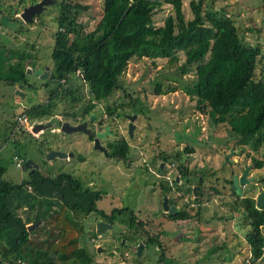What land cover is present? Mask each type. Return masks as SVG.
Instances as JSON below:
<instances>
[{
	"label": "trees",
	"instance_id": "obj_1",
	"mask_svg": "<svg viewBox=\"0 0 264 264\" xmlns=\"http://www.w3.org/2000/svg\"><path fill=\"white\" fill-rule=\"evenodd\" d=\"M83 1L57 2L62 14L56 18L59 29L54 34L51 58L59 87L53 90L50 104L21 110L18 117L54 116L60 104L68 106L67 100L72 108H77L86 103L83 101L85 85L90 96L89 104L84 106L87 113L101 103L111 104L114 100L115 106L105 107L111 117L116 114L121 118L119 111L126 112L129 108L139 117L146 116L140 107V93L133 84L125 81L127 68L132 60L148 59L154 66L157 61L166 60L168 68L176 70L174 78L167 77L171 81L168 83L178 85L191 101L196 102V109L206 116L210 128H225L237 146L248 145L259 150L264 145V77L258 74V66L263 62L262 47L245 39L235 23V16L214 10L216 0H105L102 18L90 32H84L77 22L81 11L89 9L81 4ZM186 2L189 3L191 19H187L184 13ZM35 3L36 0H30V4ZM27 5L26 0H18L17 4L0 0L4 23L12 25L18 20L24 23L18 15ZM166 6L171 8V13L159 26L155 18ZM37 18L42 24L41 16ZM181 55L185 61L179 65ZM20 60L14 78L9 70L0 79L21 82L25 76L26 58ZM186 76L190 77L185 80ZM168 83L156 82L149 90L160 96L164 90L172 89V84ZM146 118L148 128H151L156 116ZM132 148L123 141L115 147L113 155L126 160ZM193 152V148L185 149L187 154ZM160 154L161 161L180 164V175L188 176L179 151L167 155L166 151L160 150ZM150 160L157 162L156 157ZM253 163L255 168L264 169V161L254 158ZM6 171L0 166V264H99L94 257L96 248L93 252L84 242L87 233L90 241L98 237L89 222L92 214L112 225H124L126 231L124 237L117 238V248L121 247L122 238H130L135 243L145 242L147 248L160 251L154 264H163L170 248L166 229L171 226L164 229V225L202 220L201 213L192 215L187 208H181L170 216L163 212V215L156 214L158 218L165 217L161 221L158 219L157 226L152 220H138L133 210L126 208L130 212L129 219L118 221L124 210L113 209L112 215H107L99 209L104 192L82 184L73 174L63 172L53 179L33 170L29 179L15 184L5 179ZM216 182H212L211 189L221 195ZM226 184L230 186L232 180L224 186ZM162 187L163 194L172 190L168 184ZM241 200L242 204L238 201L234 205L244 207L246 219L252 227L247 235L251 257L244 259V264H255L264 256V209H258L250 197ZM21 210L24 218L19 216ZM231 211L233 214L236 210ZM217 219L220 222L228 220L223 216ZM39 221H42L41 226L28 232V227ZM89 228L90 232H87ZM207 231L200 228L199 243ZM182 241L185 239H179L174 247ZM204 245L208 250L201 253L202 258L195 264L230 250L225 244L210 248L207 243ZM239 247L240 243L232 249Z\"/></svg>",
	"mask_w": 264,
	"mask_h": 264
},
{
	"label": "rangeland",
	"instance_id": "obj_2",
	"mask_svg": "<svg viewBox=\"0 0 264 264\" xmlns=\"http://www.w3.org/2000/svg\"><path fill=\"white\" fill-rule=\"evenodd\" d=\"M9 1L17 4L18 0ZM36 1L41 2L42 0ZM56 1L60 2L62 0ZM26 3H28L27 6L31 5L30 0H26ZM81 4L87 6L89 9L81 11V14L77 17V22L84 29V32H90L102 18L105 0H84ZM214 10L224 11L230 17L235 16V23L239 31L244 33L245 39L254 45L259 44L262 47L263 62L258 66V74L260 77H264V0H216ZM170 13L171 8L168 6L164 7V11L160 12L155 18L156 24L162 26L163 19ZM184 13L187 19L192 18L188 2L184 5ZM61 14V8L56 3L55 5L46 7L43 11L41 15L42 24L41 22L37 24L35 21L31 24H26L18 20L12 25H6L4 18L0 15V57L2 58V63L8 60L4 57H9L10 52L13 53L14 50V55L20 59L26 58V64L28 60L30 63V60L35 57V59L40 58L43 61L45 60L52 66L51 56L55 41L54 34L59 29L56 18L60 17ZM18 17L20 18L21 14ZM28 56L30 57L28 58ZM184 61L185 57L181 55L179 65L183 64ZM2 63L0 61V72L3 73L0 74L1 78L5 76V71H7L6 67H2ZM4 69L5 71H3ZM175 76V68H168L166 60L157 61L156 66L148 59L140 61L132 60L127 68L125 81L133 84V88L140 93V107L146 113V116H156L152 122V127L148 128L149 122L146 116L140 115L139 120L135 122L136 131L132 138L127 131L126 124H123L122 127L119 124L124 120V115L134 113L130 110H128L129 112L120 110L121 118L116 117L115 114L111 117L105 108L106 105L110 104L109 102L97 105L95 113L103 120H107L108 118L118 120L116 121L117 132H119V135L124 134L126 141L133 148L126 160L120 158L110 160L89 145V141H86L84 136H77L75 134L76 139L81 136L80 138L84 142V145L76 149L87 158V162L84 166L78 167L79 169L75 170L74 175L82 181V184L89 186L90 183H94V185L104 192L105 196L99 202V209H103L106 212L113 209L124 210L122 216L117 219L118 221L129 219L130 212L126 211V208H129L133 210L138 220L141 219L145 222L152 220L158 226V223L165 219V217L163 219L159 217L157 219L161 220L158 221L154 218L156 214L163 215L162 212L164 210L160 208V199H162V195L160 194L162 183L160 180L162 179L156 177V174L162 176L158 171L159 163L162 160L160 150L166 151L167 155L179 151L182 157V164L185 168L189 169L191 173L196 174L197 177L202 176L206 179L204 199L206 207L202 213V220L174 224V227L169 223L164 225V229L169 225L171 226L168 227L169 229H166V233L168 234L167 243L170 248L163 264H195L197 259L202 258L203 254L201 253L208 250V246L204 245L205 243L209 245V248L220 247L224 244L229 245L230 250L214 254L208 259L201 261V264H244V259L251 257L247 235L252 231V227L249 220L246 219L244 209L235 207V198L229 195V185L226 184L227 187H224L226 182L232 180L231 171L235 172L237 169V166L230 167L227 163L233 160L245 163L251 167L250 175L264 180V169L259 170L255 168L253 163L254 158L264 161V145L259 150H255L248 145L237 146L225 128H210L206 116L200 114L199 110L196 109V102L191 101L178 85L168 83L171 81L167 77L174 78ZM189 77L186 76L184 79L187 80ZM2 80L4 84L0 83V94H3V92L4 94L6 92L11 94L9 91H6L8 83L4 82L5 79ZM161 81L164 84H172L173 90H164L162 95L156 96L149 89L151 86H154V83ZM86 89L87 86L85 85L83 101H87ZM30 92V90L26 89L24 95L26 96ZM41 94H37V100H33V102L35 101L37 104L43 102V95ZM68 101H66V104H68L69 108L71 107L72 111L77 109L79 111L86 106V103H82L83 106L80 105L77 108H72L73 106ZM23 103L28 106L29 104L31 105V102L26 98ZM111 104H114V100L111 101ZM0 106L3 109V112L0 114V127L2 129L4 123L8 120V116L5 110L6 105L2 103V100ZM21 110L22 108H17L12 118L16 119L18 112ZM17 129L22 139V134H20L22 129L21 127ZM46 136V141L41 140L53 147L54 140L50 136ZM75 138H72L71 135L66 136L64 141H73ZM120 138L123 139L122 137ZM70 147H74L73 142L70 144ZM70 147L67 144V146L61 147V149L64 148L63 150L69 151ZM187 147L193 148L194 152L190 154L185 153ZM230 149H234L235 152L238 151V155L236 153L232 155V150ZM30 156L38 162L44 160V158L41 159V155L33 156L31 154ZM152 156H156L157 158V168L156 163L153 164L150 160ZM6 159L5 154H0V166L7 167L6 180L19 184L29 179V174H26L27 172L17 167L16 160L12 161V166H9ZM168 164L172 163L169 162ZM40 172L42 175L52 176L51 172L44 171V168L40 169ZM84 174L87 176L85 177ZM214 181H217L218 188L222 191L221 195L216 194L212 189V191L210 190ZM164 185L166 186L167 183H164ZM259 186L261 184L257 187H252L255 189L253 191L254 197L258 196L256 194L260 190ZM172 195L175 196L176 194L173 193ZM192 200V197L185 196L184 200L179 203V207L185 208L187 206L188 212L193 215L197 212V209L191 206ZM188 203L190 204L188 205ZM233 209L236 211L232 214L231 210ZM19 216L25 217L23 210L19 211ZM222 216L228 218V220L220 222L217 217ZM89 222L92 226L96 224L93 218L89 219ZM200 228L208 229L209 231L203 234V240L199 243L198 238L202 235L199 232ZM125 231L124 225L117 223L114 237L120 238L122 236L121 233H125ZM87 232H90V228ZM111 232L113 231H108L106 234L112 235ZM105 235L95 238L96 243L94 244L91 243L93 239H91L89 244L88 233L84 240L85 244L93 252H95L94 249L96 248L94 257L99 264H154L160 256V251H157L155 248H146L140 256L137 251L130 252L131 256L129 255L130 257L127 260L122 259L119 255L112 258L106 255V251H98L100 247L106 250L105 245L110 243V237ZM179 239H185V241L174 247V244H177ZM238 243L241 244V247L233 250L232 248ZM115 246H119L117 241H115ZM199 251L201 252L199 253ZM255 264H264V256Z\"/></svg>",
	"mask_w": 264,
	"mask_h": 264
},
{
	"label": "flooded vegetation",
	"instance_id": "obj_3",
	"mask_svg": "<svg viewBox=\"0 0 264 264\" xmlns=\"http://www.w3.org/2000/svg\"><path fill=\"white\" fill-rule=\"evenodd\" d=\"M38 2L39 1H37V3ZM31 5H33V4H31ZM35 22L37 24H39V22H40L38 20L37 16L35 17ZM10 53L11 54L9 55V57H4L5 59H8V60L3 61L2 67H6V70L8 72H9V70H12V75L14 78V73L18 74V72H16V70H17V68H19L21 60L18 56L14 55L15 54L14 50H13L14 54L12 52H10ZM28 68L33 69V74L37 70H40L42 73L40 74V76L35 77V76L27 73ZM53 68H54L53 65L51 66L45 60L43 61L40 58L35 59V57H34V59L30 60V63H29V60H28L27 64L25 63V69H24L25 76L21 82L16 81V83H14L13 81L12 82L4 81V82L8 83L7 84L8 88H7V90L6 89L5 90L9 91V93H11V94H8L7 92L5 94H4V92H3V94H0V103L2 100V103H4L6 105L5 110H6V113L8 116V120L4 123L2 129L0 127V154H5V157L7 158L6 160H8L7 164L9 166H12V163H13L12 161L19 159L16 156L17 152H20V159L21 160H22V158L33 159L30 156L31 154L33 156L34 155L35 156L41 155V159L44 158L43 161L38 162V161L34 160L36 162V164L39 165V168L37 169V171H40V169L44 168V171H46V172L50 171L51 172L52 176L48 175L49 177L56 179L63 172H67L69 174L74 175L75 170H78L80 167H82V166H84V164H86L87 158H85L83 156V154L81 155L78 152V149H76L79 146L84 145L83 144L84 142L80 138L81 136L78 137V139H76L75 138L76 136H74L75 134H73V135H71V137L75 138V140H73V141L69 140L66 142V141H64V138H66L67 135L62 133L60 131V129L59 130H52V131H48V132H42L38 135H35V134L33 135L30 132V134L27 135L29 130L21 127L22 130H21L20 134H22V137H23L21 139L20 135H19V130L17 129L20 127L16 124L18 117L16 119L12 118L16 112V109L17 108L19 109V107L22 105L29 107V110H31V109L35 108L36 106H38L39 104L40 105L50 104V97H51L53 90H55L59 87V81L57 80L58 79L57 77H54ZM4 71H5V69H4ZM43 78H46V79H43ZM2 81L3 80L0 79V83H3ZM63 84H65V81H63ZM19 88H22V89H20V92H18ZM26 89L30 90L31 92L27 93L25 96L24 92ZM86 91L88 92V87H87ZM87 92H86V100H87L86 105L89 104L88 102H90L89 101L90 96H89V94H87ZM21 94H23L24 96H21ZM37 94L43 95V100L41 99L43 102H41L39 104H37L35 101L33 102V100H37ZM25 98L29 102H31V105L29 104V106H28V105H25V103H23ZM30 100H32V101H30ZM108 105H111V104H108ZM108 105H106L105 107H107ZM112 106H115V105L113 104ZM59 107H60V109L55 113L54 116H49V117L41 116V118H38V119H30L28 117V119L31 122L32 126L35 124H41L43 122L50 121L54 118H61V124L69 123L71 126H78V125L85 124L86 126L84 127V130H85V132H90V135L84 134V133H77L76 134L77 136H79V135L84 136L86 141H89V145H91L95 149V139L97 138V135L98 134L104 135V137L99 139V143H100L101 147L105 148V150L107 152L105 153L103 151H99L96 149L95 150L98 153H102V155H104L106 158H108L110 160H117L118 158H120L117 155H113V150L121 142L126 141V139H125L124 134L119 135V132H117L118 129H116L117 128V124H116L117 122L116 121H118V120H116L115 118L103 120L102 118H100L97 115V113H95L97 106L91 111L90 114L84 110V107L82 109H80L79 111H78V109L75 111H72L71 107L69 108V106H67V105L60 104ZM128 110H131V108H129ZM2 112H3V109H2V106H0V114ZM133 115H137V114L124 115V117H123L124 120L119 125L122 127L123 124H126L127 131H128V127H129V123H130L129 118ZM137 116L138 117H137L136 121L139 120V115H137ZM116 117H117V115H116ZM2 120H3V118H2ZM25 132H27V133H25ZM46 135L50 136V138L52 140H54L55 143H54L53 147L49 146L48 143L46 144V142H43V141L47 140ZM120 137H122L124 140L121 139ZM41 139H43V141ZM72 142H73L74 147H70V144H72ZM67 144L70 147L69 151L63 150L64 148L61 149V147L67 146ZM129 145H131V144L129 143ZM24 149H25V151H24ZM43 150H46L45 154H42ZM230 150H232V155L234 153H236L238 155V153H239L238 151L235 152L234 149H230ZM54 151L65 153L67 155V158H65V159L55 158L52 161L47 162L46 161L47 154L49 152H54ZM152 157H156V156H152ZM231 160H233V159H231ZM151 162H153V161H151ZM169 162L160 161L159 167H160V169H162L160 171H159V167L156 166V168L158 167L159 173L162 174V176H160L159 174H156V177H158L159 179H162V180H160L162 183V186L164 185V183H167L172 188V190L169 194H163V191H162L163 187L160 186V189H161L160 194L162 195V199H160V208L162 210L164 209L163 203H164V200L166 198L169 200L168 204H169L170 208L176 207V208H178V211H179V209L182 208V207H179V203H181L182 200H184L185 196H188V197L193 198L192 203L190 202L191 206L193 208H196L197 212L201 213L200 215L202 216V213L204 212V209L206 207L205 202H204V199H205V182H206L205 177H202V176L196 177L197 175L194 173H191L189 169H187V173H188L187 177H185L183 175L181 176L180 171H179L180 164H178V163L177 164H175V163L168 164ZM154 163H157V162H153V164ZM77 164H79V165H77ZM227 165H229L230 167L237 166V169L235 172L231 171L232 184H230V186L228 188L229 192H230L229 195L232 196L233 198H235L234 203L235 202L237 203L239 201V203L242 204L241 199H246V198L250 197L257 204L258 196L254 197L253 191L255 189L252 187H257L258 185L261 184V186H259L260 190L256 194V195H259L262 191H264V184H262L263 179L261 180V179L256 178V177L254 178V176L250 175V172H249L248 180L253 179V181L250 184L243 187L242 193H238V191L233 190V180H234L236 175L240 176L241 174H243L245 167H250V166L246 165L245 163H241L239 161H234V160L232 162H228ZM22 166H23V163H20L19 165H17V167H19L21 170H22ZM4 168L7 169L6 166ZM33 170H34V167L32 166L30 169H28L27 171H24V172H27L26 174H30V172H32ZM44 176L48 177L46 175H44ZM84 176L86 177L87 175L84 174ZM90 186L92 188L95 187L94 189H96V191H101L98 188V186L94 185V183H90L89 187ZM210 190H211V187H210ZM232 190L235 193H233ZM29 192H31V191H29ZM173 193H175L177 196L176 195L173 196L172 195ZM190 203H188V205ZM177 204H178V206H177ZM186 207L187 206H185V208ZM256 207H257V205H256ZM240 208L244 209L243 206H241ZM101 210H103V209H101ZM106 213L109 216H110V214L112 215V211H107ZM163 213L170 216V214L164 210H163ZM171 215H173V214H171ZM121 216H122V214L119 215L118 218ZM91 218H93L96 221V224L98 222H105L107 224L112 225L111 223L106 222L104 219H102L101 217L96 216L94 214H92L90 216V219ZM112 218L117 219L114 217H112ZM154 218L156 220H158L157 219L158 217L156 215ZM96 224H94L95 230H96ZM172 226L174 227V225H172ZM115 230H116V226L113 225V229H112L113 232H111L112 235L111 234L108 235L109 233L108 234L105 233L106 235L103 234L107 237H110V239H111L110 243L105 245L107 248L105 250L106 255H109L110 257H112V256L115 257V256L119 255L122 259L127 260L128 257L131 256L130 252H132V251L136 252L140 245H142V244L144 245V250L147 248L146 247L147 245L145 242L135 243V241L130 240V238H122L121 247L117 248V246H115V241H117V236L114 237V234H116ZM121 234L123 236L124 232ZM122 253H125V254H122Z\"/></svg>",
	"mask_w": 264,
	"mask_h": 264
},
{
	"label": "water",
	"instance_id": "obj_4",
	"mask_svg": "<svg viewBox=\"0 0 264 264\" xmlns=\"http://www.w3.org/2000/svg\"><path fill=\"white\" fill-rule=\"evenodd\" d=\"M57 3L56 0H42L39 3L33 4V5H29L27 6L22 14H21V19L24 23L26 24H31L35 21V17L42 15L43 11L46 9V7L50 6V5H55ZM27 73L30 75H33L35 77L40 76V74L42 73L40 70H37L34 74H33V69L28 68ZM46 79V78H43ZM19 88V91L20 92ZM21 96H24L23 94H21ZM137 115H133L129 118L130 123H129V127H128V133L129 135L133 138L134 137V133L136 130V125H135V121L137 119ZM86 125H78V126H71L69 123H64L61 124V118H54L50 121L47 122H43L41 124H35L31 127V133L38 135L42 132H48V131H52V130H59L64 133L67 136L73 135V134H77V133H84V134H89L90 132H85L84 127ZM104 137V135L98 134L97 138L95 139V149L99 150V151H103V152H107L105 150V148L101 147L100 143H99V139ZM16 156L18 158H20V152H17ZM55 158H60V159H65L67 158V155L63 152H49L46 156V161L50 162ZM23 166H22V170L23 171H27L28 169H30L32 166L34 167V170H37L39 168V165L36 164V162L29 158V159H24L23 160ZM250 167H245L243 174L236 175L234 180H233V190L238 191V193H242V189L244 186L250 184L253 179L248 180V175L250 172ZM168 199L165 198L164 203H163V208L166 212H168L169 214H175L178 212V208L176 207H172L170 208L169 204H168ZM257 208L262 210L264 209V191H262L257 198ZM42 224V221H39L35 224H32L28 227V232H32L34 231L37 227H39ZM113 226L110 224H107L105 222H98L96 224V232L97 234L103 235L106 232L112 230ZM32 239L36 240L34 237H32ZM144 250V245H140L137 253L140 256L142 254ZM98 251H105L103 248H98Z\"/></svg>",
	"mask_w": 264,
	"mask_h": 264
},
{
	"label": "built area",
	"instance_id": "obj_5",
	"mask_svg": "<svg viewBox=\"0 0 264 264\" xmlns=\"http://www.w3.org/2000/svg\"><path fill=\"white\" fill-rule=\"evenodd\" d=\"M17 122H18V126L26 127L29 129L31 128V126L29 127L30 122L27 116L23 115V116L18 117Z\"/></svg>",
	"mask_w": 264,
	"mask_h": 264
},
{
	"label": "clouds",
	"instance_id": "obj_6",
	"mask_svg": "<svg viewBox=\"0 0 264 264\" xmlns=\"http://www.w3.org/2000/svg\"><path fill=\"white\" fill-rule=\"evenodd\" d=\"M20 18H21V17H20ZM78 74H79V73H78ZM29 122H30V121H29ZM30 124H31V122H30ZM19 127H22V126H19ZM16 162H17V165H19L20 163H22V162H23V158H22V160H21L20 158H19V159H17V160H16ZM112 226H113V225H112ZM112 229H113V228H112ZM110 231H111V230H110ZM96 233H97V232H96ZM99 236L101 237L102 235L98 234V237H99ZM90 242H91V241H90ZM91 243H93V244H94V243H96V240H95V238L92 240V242H91ZM93 244H92V245H93ZM100 248H101V247H100Z\"/></svg>",
	"mask_w": 264,
	"mask_h": 264
},
{
	"label": "crops",
	"instance_id": "obj_7",
	"mask_svg": "<svg viewBox=\"0 0 264 264\" xmlns=\"http://www.w3.org/2000/svg\"><path fill=\"white\" fill-rule=\"evenodd\" d=\"M20 108H22V110L29 109V107H26V106H23V105L20 106ZM30 126L32 127V124H30L29 127H30ZM25 128H26V127H25ZM26 129L29 130L28 132H31V128H30V129H29V128H26Z\"/></svg>",
	"mask_w": 264,
	"mask_h": 264
}]
</instances>
